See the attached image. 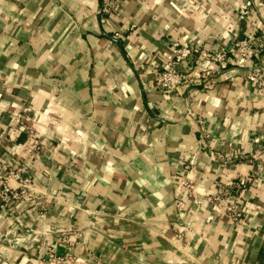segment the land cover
Instances as JSON below:
<instances>
[{"label":"crops","instance_id":"obj_1","mask_svg":"<svg viewBox=\"0 0 264 264\" xmlns=\"http://www.w3.org/2000/svg\"><path fill=\"white\" fill-rule=\"evenodd\" d=\"M242 7L257 10L255 22ZM100 8L101 0H0V120L23 141L18 118H35L44 150L34 179L96 212L70 217L61 206L51 221L80 225L103 264H264V162L245 158L221 174L229 184L257 172L240 223L193 204L179 185L185 173L204 193L218 175L185 104L210 120L218 148L249 154L264 141V92L233 63L211 92L176 97L149 88L171 39L210 47L233 30L244 37L264 24V0H124L108 24Z\"/></svg>","mask_w":264,"mask_h":264},{"label":"built area","instance_id":"obj_2","mask_svg":"<svg viewBox=\"0 0 264 264\" xmlns=\"http://www.w3.org/2000/svg\"><path fill=\"white\" fill-rule=\"evenodd\" d=\"M124 0H101V22H117ZM240 13L256 21V9L242 7ZM134 19L128 26L135 29ZM116 36H120L117 32ZM170 56L154 66V77L149 81L150 89L176 97L201 89L211 92L219 87L222 72L230 63L246 68L247 84L264 92V24L254 26L241 38L236 30L227 42L217 46H206L194 40L171 39ZM185 121L196 127L200 148L217 162L218 175L214 180L215 190L198 191L197 182L182 173L179 185L195 205L211 204L222 210L231 221L240 223L247 212L243 193L256 180L257 172L238 175L231 183L221 181V174L228 167H235L242 159L264 162V141L256 144L249 154L226 153L216 143L221 139L210 128V120L195 110L192 102L185 104ZM19 127L26 129V139L19 141L11 133L13 127L0 120V254L9 264L21 259L33 258L36 264H103L77 224L53 223V208L63 206L70 217L75 212L96 215V212L74 204L54 194L34 179L33 170L43 155V142L35 129V118H18ZM189 166H186V170ZM186 208L183 199L177 202L181 215ZM86 249L85 255L81 252ZM84 249V250H85ZM9 251L15 254L11 261ZM18 260V261H17Z\"/></svg>","mask_w":264,"mask_h":264},{"label":"water","instance_id":"obj_3","mask_svg":"<svg viewBox=\"0 0 264 264\" xmlns=\"http://www.w3.org/2000/svg\"><path fill=\"white\" fill-rule=\"evenodd\" d=\"M241 38H243L242 37V34H241V36H240ZM0 264H9L7 261H6V259L0 254Z\"/></svg>","mask_w":264,"mask_h":264},{"label":"trees","instance_id":"obj_4","mask_svg":"<svg viewBox=\"0 0 264 264\" xmlns=\"http://www.w3.org/2000/svg\"><path fill=\"white\" fill-rule=\"evenodd\" d=\"M4 226V223L0 222V228H2Z\"/></svg>","mask_w":264,"mask_h":264}]
</instances>
